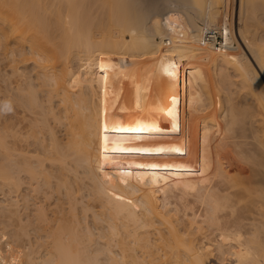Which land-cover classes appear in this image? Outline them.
<instances>
[{
  "label": "bare ground",
  "instance_id": "6f19581e",
  "mask_svg": "<svg viewBox=\"0 0 264 264\" xmlns=\"http://www.w3.org/2000/svg\"><path fill=\"white\" fill-rule=\"evenodd\" d=\"M55 1L50 21L40 13L44 3L0 0V57L19 79H9V94L59 124L55 132L48 128L46 161L37 164L47 187L57 178V194L64 189L74 232L64 240L65 228L57 226L51 262L78 264V240L92 242L97 230L80 236L76 212L85 200L74 196L80 181L90 187L83 188L90 191L84 214L97 209L91 213L104 230L99 238L123 256L112 262L207 264L229 257L231 264H264V0L170 3L182 6L177 9L165 0L166 13L148 8L146 0ZM232 1L238 36L229 18ZM197 19L224 28L239 41L237 51L203 45ZM29 63L33 76L24 68ZM33 80L46 92L45 102ZM11 123L8 146L0 137L6 150L0 186L10 196L20 191L23 175L31 181L42 175L30 156L15 154L18 133ZM11 200L3 216L15 225L22 218ZM27 245L10 251L30 256L36 249ZM2 257L0 249V264H11Z\"/></svg>",
  "mask_w": 264,
  "mask_h": 264
},
{
  "label": "rangeland",
  "instance_id": "374dc122",
  "mask_svg": "<svg viewBox=\"0 0 264 264\" xmlns=\"http://www.w3.org/2000/svg\"><path fill=\"white\" fill-rule=\"evenodd\" d=\"M36 1H39V0H35V2ZM55 1V0H54ZM160 1V2H159ZM158 2H157V0L156 1H150V0H146V2H148V3H146L147 5V7L148 8H151L152 10H153V8H155L154 10L155 11H158V12H160V13H166L168 10H166V9H168V8H166V6H164V5H166V2H168L169 4V9H177V8H181L182 6L181 5H179V4H176V5H174L175 3H178L179 1L177 0V2L176 1H173V0H166V2H164L165 0H159ZM161 1L163 2V3H165V4H163L162 5V3H161ZM35 2H33V3H35ZM47 2V3H46ZM150 2V3H149ZM152 2V3H151ZM172 2H175V3H173V4H170V3H172ZM37 3V4H36ZM35 4L38 6L39 5V3L41 4V3H44V4H41L42 5V7L41 6H39V9L41 10V12L40 13H44V15L46 14L47 15V17L49 16V20L50 19H52V21H54V8L56 9V7H57V5H56V7H54V2H53V0H42L41 2L39 1V2H36ZM153 3H155V4H153ZM161 3V6L160 5H158L157 6V4H160ZM35 4H31L33 7H34V5ZM55 4H56V1H55ZM148 4H150V6L148 5ZM151 4H153V7H151L152 5ZM232 5H230V9L232 10V11H230V9H229V18H231L230 19V22L231 23H233L232 24V26H233V31H234V34L235 33H237V25L239 26V22H238V14H239V12H238V8H237V6L236 5H234V3H233V1H232V3H231ZM35 5V6H36ZM46 5V6H45ZM52 5V6H51ZM45 6V7H44ZM173 6V7H172ZM176 6V7H175ZM41 7V8H40ZM158 7V8H157ZM172 7V8H171ZM233 7L236 9V11L234 12L233 10H235V9H233ZM37 9H38V7H36ZM158 10H157V9ZM47 9H49V11L47 10ZM51 9V10H50ZM62 9H64L63 10V13H64V16H65V13H66V9H65V7L63 6L62 7ZM43 10V11H42ZM53 10V11H52ZM47 12V13H46ZM53 13V14H52ZM231 14V15H230ZM51 21V20H50ZM238 22V23H237ZM197 23H198V25L199 26H201L202 27V25H204L203 24V22L202 21H200V20H198L197 19ZM236 28V29H235ZM236 30V31H235ZM235 35H237L238 36V33L237 34H235ZM158 40H160L159 38H158ZM239 40H240V43H241V39L239 38ZM238 41V40H237ZM239 42V41H238ZM1 56V55H0ZM0 137H2V135L4 136V138H1L2 140H8V138H9V141H5L4 143H6L7 144V146H8V142H10V140H11V138L9 137L10 136V122H12L11 124L13 125V126H15V130H14V132H17L18 134H17V139L15 140L16 141V143H15V145H17V147L15 146V148L16 149H18L17 150V152H15V154L18 156V158H20V155L22 154H24V153H26V154H24L25 156L26 155H28V156H30V158L28 157H26L27 158V161H28V159L29 160H31V162L30 161H28L29 162V164H32L33 163V165L35 166V164H36V167H34L35 168V170L37 169V170H39L38 171V173L39 174H42V173H40V167H39V165L37 164V161H46V155H45V152H44V150H47L48 151V149L49 148H47L48 146H49V144L51 143L50 141H51V136H50V128L49 127H51V128H53V130H54V132L55 131H57V125H59L58 123H54L53 122V120L52 121H46L45 119H44V115H41V114H43V113H41L40 114V111L38 110H34L36 107H31V106H29L28 105V107H29V109L31 110V112H30V110L29 109H27L26 107H27V103L25 102V100L23 101H18V103H23L24 102V104L25 105H21V104H18V103H16L17 101H16V99H15V101H14V97H13V99H12V96H15V95H17L16 93H15V95H13V93L11 92V94H9V91L10 90H8V89H10V87H9V84H10V82H9V79H10V81L11 82H16V80H19V79H17V77H12V76H10L9 74H11L10 73V70L8 69V67L7 66H9L8 65V60H6V61H4V60H2L3 59V56L2 57H0ZM6 62H8V63H6ZM77 62V63H76ZM76 64V65H75ZM74 66L75 67H78L79 66V63H78V61L77 60H75L74 61ZM34 67V65L33 64H31V63H29L28 65H26L24 68H25V70H26V72L29 74V75H32L33 76V73H30V72H32L33 70H32V68ZM35 68V67H34ZM33 68V69H34ZM46 73L48 72L47 70L45 71ZM50 72H51V70H50ZM6 80V81H5ZM33 85L35 86V92L37 93V97H38V99H39V101H41V102H45L46 101V99H47V94H46V92H43V91H41L38 87H37V85H38V82L36 81V80H33ZM8 84V85H7ZM16 84H14V86H15ZM7 87H9L8 89H7ZM235 89H234V91H237L236 90V87H234ZM16 92V91H15ZM9 94V95H8ZM12 95V96H11ZM11 96V97H10ZM16 97V96H15ZM41 99V100H40ZM44 100V101H43ZM17 104H18V106H17ZM21 105V106H20ZM22 106H26V107H22ZM22 107V108H21ZM31 107V108H30ZM37 109V108H36ZM214 110L215 108H211V110ZM34 111H36L37 113H35V115H34ZM33 113V114H32ZM39 113V115H41V116H39V115H36V114H38ZM38 117H42L41 119H43V120H45L46 122L45 123H47L48 125H50V126H46V124H44L41 120H40V118H38ZM9 119L11 120V121H9ZM51 120V119H50ZM42 122V123H41ZM39 123H41V125L39 124ZM15 124V125H14ZM44 124V125H43ZM52 124L55 126V128H54V126H52ZM41 126H44V127H46L45 129H43L44 127H42V128H40ZM36 129V130H34V128ZM37 127V128H36ZM18 128V130H16ZM32 128H33V130H32ZM49 128V129H48ZM59 129H58V131L60 130V129H62L61 131H59V133H60V135L62 134V131H63V128H61V127H58ZM47 129V130H46ZM6 132V133H5ZM31 132V133H30ZM38 132V133H37ZM45 132V133H44ZM9 133V134H8ZM29 133V134H28ZM48 133V134H47ZM58 133V132H57ZM58 133V134H59ZM32 135V136H31ZM35 135V136H34ZM37 135H38V137H37ZM60 135H57L59 138H63V136L61 137ZM6 137H8L7 139H5ZM30 137V138H29ZM30 139V140H29ZM41 139V140H40ZM27 140V141H26ZM35 140V141H34ZM34 143H35V145H34ZM37 144V145H36ZM21 146V147H20ZM21 149V150H20ZM5 150V149H4ZM3 150V148H0V164H6V156H5V154H6V150L4 151ZM27 151V152H26ZM23 152V153H22ZM21 153V154H20ZM46 153H48V152H46ZM24 156V157H25ZM23 157V156H22ZM32 158V159H31ZM34 161V162H33ZM48 162H46V164H47ZM31 166V165H30ZM39 167V169H38V167ZM32 167V168H33ZM48 171V170H47ZM49 172V171H48ZM48 172H47V174H48ZM50 174L52 175V176H54L53 175V173L50 171ZM48 176V175H47ZM42 179H41V178ZM39 178H40V180H39V178L37 179L38 181H40V185L37 183L38 181L36 180H30L29 178H28V176L27 175H23V179H24V181H23V184H22V187H21V189H20V191L19 192H16V193H12V197L10 196V193H9V191H8V189L6 188V187H4V186H0V235L2 236V235H4V241H3V244L2 245H4L5 247V251H6V249H7V251L5 252L7 255H6V257L9 259V261L3 256L2 257V259L6 262V263H11V264H54V263H52L51 261L52 260H55V258H54V255H53V257H51V253L49 254L48 252V250H50L51 248V245H52V242L54 241L53 240V237H54V235L52 236L51 234H55V232H58V230L59 229H57L59 226L58 225H60V229H63V228H65V229H63V231L62 230H60V231H62L63 232V234H62V238L64 239L65 238V236H67L68 235V233L69 232H74V227H73V225H74V223L71 221V219H72V211L70 212V209H71V207H70V204H69V199L66 197V196H64L65 195V193L63 192V190L61 191V194H64V195H60L59 196V194H57L58 192H59V190H57V188H56V186L54 187L53 185H56V180H57V178H55L56 180H54V178L52 179V183H53V185L52 184H50V186H51V188H56L55 190H54V188H53V190L51 189H49V187H47V184H45L46 182L44 181L45 179V174H44V176H43V174L40 176ZM28 178V179H27ZM27 179V180H26ZM44 179V180H43ZM51 179V178H50ZM43 181V182H42ZM58 181V180H57ZM45 182V183H44ZM80 182V181H79ZM78 182V183H79ZM44 183V184H43ZM78 183H76L75 185H77V186H74V190H75V193H74V196H78V197H84L83 199L85 200L84 202H83V205H78L77 206V212H76V214L78 215V221L79 222H81L80 223V230H79V233H80V236H85L84 234L86 233V232H84V230H86V228L89 230V231H91L92 232V234H94L93 235V241L92 242H88V241H86V240H84V238H83V241L82 240H78V247H79V251H78V255H79V261H78V264H113V263H117L116 261H114V260H116V258L115 257H117V260H120L119 262H121V257H123V256H121L122 254H120V250L114 245V244H112V247L110 246L109 248H108V246L106 245V242L104 241V240H102V239H100L99 237H100V233L102 234V233H104V230H102L101 229V227L100 226H98L95 222H93L94 220H93V216H92V213L91 212H93V210L94 211H96L97 209H91V212H89L88 214H84L85 212H83V207L85 206V204H87V197L86 196H88V192H89V194H90V191H89V189H88V187H89V185H88V183H87V185L85 184V185H81L80 183L78 184ZM39 186H38V185ZM42 185V186H41ZM79 185H80V187H82V188H80L81 189V191L80 192H78V193H80V194H78V193H76V188L77 187H79ZM46 188H45V187ZM86 186H88L87 187V189L88 190H86V188L84 189V191H83V188L84 187H86ZM90 188V187H89ZM46 189V190H45ZM50 190V193H48V191ZM56 190H57V192H56ZM91 190V189H90ZM87 191V192H86ZM20 193H24V194H21L20 195ZM28 195H27V194ZM60 193V192H59ZM82 193V194H81ZM17 195V196H16ZM20 195V196H19ZM24 195V196H23ZM26 195V196H25ZM19 196V197H18ZM28 196V197H27ZM52 196V197H51ZM62 196V197H61ZM16 197V198H15ZM59 197L61 198V199H59ZM86 197V198H85ZM65 198V199H64ZM80 198V199H81ZM11 199H16L17 200V203H18V205L20 206V207H17V205H15L16 206V211H18V218L20 219V218H22V219H20V220H17V223L15 222V225H12L13 223H11V220L9 221V223H7V218H5L3 215H5L4 214V212L5 213H8V211H6L5 210V208L7 207H9V205H8V203H10V201H12ZM23 199L25 200V201H23ZM62 200V201H61ZM82 200V199H81ZM38 201V202H37ZM41 202V203H40ZM43 202H45V203H43ZM48 202V203H47ZM67 202V203H66ZM12 203H14V202H12ZM16 203V202H15ZM16 203V204H17ZM39 203V204H38ZM61 203H62V205H61ZM85 203V204H84ZM44 204V205H43ZM46 204V205H45ZM48 204V205H47ZM82 204V203H81ZM14 206V207H15ZM48 206V207H47ZM53 206V207H52ZM83 206V207H82ZM38 207V208H37ZM41 207H43L42 209H44L45 208V210L47 209V210H49V211H45V213H46V218L48 219H46L45 217H43V216H40V211H42V209L40 210V208ZM79 207V208H78ZM20 210V211H19ZM68 211V212H67ZM80 211V212H79ZM90 211V210H89ZM36 212H37V214H36ZM82 212V213H81ZM34 213V214H33ZM39 214V215H38ZM70 214V215H69ZM7 215H9V213L8 214H6V217H7ZM35 215H36V217H35ZM37 216H38V218H37ZM43 217V219L42 218H40V217ZM8 218H9V216H8ZM87 218V220H85ZM5 219H6V221H5ZM16 219H17V217H16ZM38 219V220H37ZM39 219H41V220H43L42 222H43V224H42V222H40L39 221ZM50 219V220H49ZM36 221H37V223H36ZM44 221H45V223H44ZM23 223V225H21L22 223ZM46 222H48V224L46 223ZM55 222V224H53ZM57 222V223H56ZM11 223V225L14 227H10L11 225H8V224H10ZM19 223V224H18ZM21 223V224H20ZM31 223H32V225H31ZM17 224V225H16ZM37 224V225H36ZM45 224V225H44ZM50 224V225H49ZM7 225V226H6ZM18 225H20L22 228H25V226H28V227H26L25 229H26V231L25 232H27L28 234H29V237L26 235H23V234H21L20 232H23V233H25L23 230H25V229H20L19 228V226ZM35 225V226H34ZM39 225V226H38ZM43 225V229L40 227V226H42ZM95 225V226H94ZM9 226V227H8ZM39 228H38V227ZM52 226V227H51ZM58 226V227H57ZM18 227V228H17ZM55 227V228H54ZM97 227V228H96ZM11 228H13V229H11ZM38 229V230H35V229ZM52 228V229H51ZM83 228V229H82ZM92 228V229H91ZM15 229V230H14ZM43 231H42V230ZM47 229V230H46ZM52 231H51V230ZM95 229H97L96 231H94ZM22 230V231H21ZM29 232H28V231ZM46 230V231H45ZM15 231V232H14ZM20 231V232H19ZM38 233H37V232ZM93 231H94V233H93ZM84 232V233H83ZM13 233V234H12ZM16 235H15V234ZM18 233H20V236H19V234ZM26 233V234H27ZM49 233V234H48ZM41 234V235H40ZM43 234V235H42ZM75 234V233H74ZM51 235V237H49ZM78 235V234H77ZM13 236V237H12ZM24 236V237H23ZM95 236V237H94ZM16 237V238H15ZM19 237V238H18ZM27 237V238H26ZM14 238V239H13ZM22 238V239H21ZM29 240V241H28ZM45 240V241H44ZM51 240V241H50ZM65 240V239H64ZM49 241V242H48ZM27 243L28 244H30V243H32L33 245H34V249H36V251H35V253H30L29 255L30 256H28V254L27 255H23L22 253H20V252H18V251H13V252H11L10 251V248L11 247H13V248H17L16 246H20V245H22V246H20V247H24V246H28L27 245ZM45 244V245H44ZM48 244V245H47ZM41 245V246H40ZM113 245H114V248H113ZM11 246V247H10ZM50 246V247H49ZM107 246V247H106ZM116 247V248H115ZM106 248H107V250H106ZM1 249V248H0ZM108 249H110V250H112L111 252V256H113L111 259H110V255H108L107 253H105V251L107 252L108 251ZM85 250H86V252H85ZM119 250V251H118ZM38 251V252H37ZM12 253V254H11ZM1 254H2V252H1ZM11 254V255H10ZM48 255V256H47ZM120 255V256H119ZM108 256H110V257H108ZM120 257V258H119ZM54 258V259H53ZM109 258V259H108ZM113 258H115L114 260H113V262H112V259ZM11 259H14L13 261L11 260ZM124 259V258H123ZM125 259H128V258H125ZM227 259V260H226ZM111 260V261H110ZM129 260V259H128ZM128 260H126V261H128ZM132 260V258L130 259V261ZM220 259H218V258H215V259H209V261H208V263L207 264H231L232 263V261L230 260V258L228 257H226V258H223V260H220ZM122 261H125V260H122ZM124 262L125 264L127 263H130V262ZM118 262V264H120ZM218 262V263H217ZM124 263H122V264H124ZM56 264V263H55ZM131 264V263H130Z\"/></svg>",
  "mask_w": 264,
  "mask_h": 264
},
{
  "label": "built area",
  "instance_id": "2783aa9c",
  "mask_svg": "<svg viewBox=\"0 0 264 264\" xmlns=\"http://www.w3.org/2000/svg\"><path fill=\"white\" fill-rule=\"evenodd\" d=\"M202 44L208 45L221 52H236L238 49V41L232 38L221 26H205L202 25ZM169 43V42H168ZM4 238L0 236V248L2 255L8 260L5 255V248L3 244ZM12 261L14 259H11Z\"/></svg>",
  "mask_w": 264,
  "mask_h": 264
},
{
  "label": "snow or ice",
  "instance_id": "6c2138e0",
  "mask_svg": "<svg viewBox=\"0 0 264 264\" xmlns=\"http://www.w3.org/2000/svg\"><path fill=\"white\" fill-rule=\"evenodd\" d=\"M152 167H155V165H153Z\"/></svg>",
  "mask_w": 264,
  "mask_h": 264
}]
</instances>
